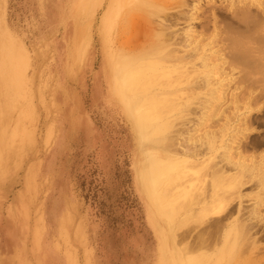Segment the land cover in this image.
I'll return each mask as SVG.
<instances>
[{"label": "rangeland", "instance_id": "374dc122", "mask_svg": "<svg viewBox=\"0 0 264 264\" xmlns=\"http://www.w3.org/2000/svg\"><path fill=\"white\" fill-rule=\"evenodd\" d=\"M165 1H183L184 11L210 24V34L201 24L206 32H200L207 33V38L216 33L218 39H224L223 31L232 23L224 17L229 14L237 21L228 28L237 31L235 37L250 35L260 25L250 38L260 35L262 39L264 35V0ZM255 1H262L263 8ZM121 2L0 0V264L8 263L5 259H10L8 264L170 263L171 256L163 252L174 251L168 237L172 222L158 214L159 227L152 224L150 206L154 208L155 196L144 195L138 177V168H143L146 158L169 155L164 151L168 143L163 144L161 136L151 138L148 131L143 133L150 140L140 137L139 142L132 116L115 91L118 79L111 62L116 51L121 44L134 49L140 40V17L133 14L132 23L128 5ZM111 13L117 21L107 33L110 43L105 45V24ZM192 26L194 35L199 34L201 27ZM255 39L247 42L254 47ZM255 71L252 78L261 79L264 70ZM244 72L238 70L237 81L244 80ZM190 101L192 108L169 133L184 146L190 138L191 148L201 147L207 143L208 133L221 132L225 116L233 123L236 120L232 110L222 119L210 109L201 112L198 107L203 96H191ZM253 106L258 109L249 116L252 127L240 136L241 146L248 156L261 158L264 99ZM214 119L217 123H212ZM254 185L256 182H250L243 188V194L250 196L244 205L250 208L259 202L257 215L262 222L255 223L259 227L252 231L253 238L256 231L262 233L255 241L253 256L241 261L264 264V194ZM209 220L199 224L193 218L184 224L179 230L181 248L198 243ZM243 242H239L241 250L247 247Z\"/></svg>", "mask_w": 264, "mask_h": 264}, {"label": "bare ground", "instance_id": "6f19581e", "mask_svg": "<svg viewBox=\"0 0 264 264\" xmlns=\"http://www.w3.org/2000/svg\"><path fill=\"white\" fill-rule=\"evenodd\" d=\"M124 1L126 0L121 4L128 5L126 6L128 14L133 17L130 21L132 23L134 21L133 14L140 17V40L136 41L137 46L134 49L121 44L111 67L118 79L115 86L116 94L132 116L137 140L140 142V137L142 140H150L143 133L148 131L152 135L151 138L161 136L163 137L161 142L168 143L164 149L169 153L167 157L146 158L143 168H138L144 195L148 198L155 196L152 201L155 209L150 206L152 209L150 221L158 228L157 217L160 214L172 222V234L168 237L173 242L174 251L171 254L168 249L163 252L164 255L171 256L168 259L170 263L165 264H221L224 260L226 264H245L247 262L241 260L247 255L249 259L253 256L252 251L257 249L258 244L255 241L258 234L262 233L261 229L256 231L253 238L252 231L259 227V224L255 223L262 222L257 215L259 202L250 205V208L245 206L244 199L250 196L243 194L242 190L250 182H256L255 188L262 190L264 194V156L261 158H259L261 155L248 156V150L242 149L243 138L240 137L247 135L252 125L249 116H253L258 109L253 103L264 99V73L261 79L252 78L253 74H256L253 72L255 69L258 74L264 70L262 48L264 35H261L262 39L260 35L257 36L258 39L255 36L258 42L255 38H250L256 35L255 31H258L261 25L250 35L239 33V38L244 36V39L243 37L239 39L238 36L235 37L237 31L234 33V28L228 29L232 27V23L235 26L237 22L228 13L229 15L224 14V17L232 23L230 26L226 25L228 28L225 29L226 32L223 31L224 39H218L216 33L207 38L205 32L211 25L204 24L205 20L202 22L201 17H192L191 11H184L183 1L173 3L165 0H128L127 3ZM253 3L263 8L262 1ZM194 9H198L196 5ZM112 20L111 13L105 24V45L110 43L107 33L112 31L117 18ZM191 22L192 24H188ZM201 24L209 27L203 28ZM192 25L201 27L198 32L203 29L206 31L194 35L196 31ZM135 30L134 27L131 32ZM193 37L196 40H193ZM252 39H255L254 47L251 46L253 41L252 44L250 41L247 42ZM205 42L207 44H203ZM238 70L239 73L247 72V74L244 72L246 78L245 75L242 78L246 79L245 81L241 79V82L237 81ZM233 82L234 86L231 87ZM246 83H249V86H241ZM186 95L188 98L184 99ZM191 96H203V102L198 107L201 112L210 109L220 118L229 110L236 114L234 123L230 117L225 116L224 119L222 117L224 125L221 132L208 133L207 143H202L201 147L195 145L194 148L190 147L193 145L190 144V138L184 142L187 144L184 146L180 140L176 142L178 137H169V133L176 127V121L182 120L184 118L182 116H185L183 114L192 108L189 106ZM212 123L217 122L214 119ZM205 146L211 150L210 153H205L203 150ZM216 159L220 160L216 162ZM208 169L209 175L206 174ZM262 193L258 196L262 197ZM236 201L238 203L234 205ZM193 218L199 221V224L211 220L208 227L203 229L198 243L181 248L183 241L179 236V230ZM241 241L247 243L246 249L241 250L239 246ZM164 243L166 244L165 240Z\"/></svg>", "mask_w": 264, "mask_h": 264}, {"label": "crops", "instance_id": "0c3cea01", "mask_svg": "<svg viewBox=\"0 0 264 264\" xmlns=\"http://www.w3.org/2000/svg\"><path fill=\"white\" fill-rule=\"evenodd\" d=\"M1 261H3V260L0 259V262H1ZM4 262H5V263H6V262L9 263V262H10V259H5ZM8 263H6V264H8Z\"/></svg>", "mask_w": 264, "mask_h": 264}]
</instances>
